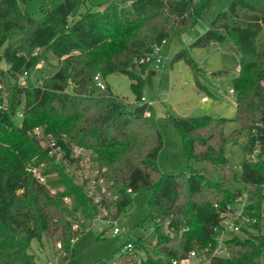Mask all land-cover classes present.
<instances>
[{"label": "trees", "instance_id": "trees-1", "mask_svg": "<svg viewBox=\"0 0 264 264\" xmlns=\"http://www.w3.org/2000/svg\"><path fill=\"white\" fill-rule=\"evenodd\" d=\"M21 1L29 0H0V264H47L30 251L32 239L43 242L44 237L54 246L61 244L57 264H64L73 254V240L92 224L100 204L108 218H119L139 190L149 193L147 220L156 233L152 251L138 237L130 239L129 249H124L129 240L124 241L114 260L92 264H172L192 250L205 252L214 264H261L264 0H231L190 43H219L239 56L238 71L222 69L216 74L229 73L235 91V119L245 132L240 173L245 191L232 186L237 175L224 152L222 116L169 115L181 135L187 169L160 168L164 134L143 95L142 74L150 62L136 61L194 26L216 0H109L103 8L86 6L87 0H41L42 21L22 8ZM77 5L85 9L71 18ZM43 50H50L60 65L36 85L22 82ZM173 58H184L195 75L200 70L186 47ZM97 72L102 78L126 74L136 101L127 102L106 83L96 90ZM36 126L63 144L65 158L70 159L67 144L92 152L96 178L102 179L97 185L99 203L50 155L32 132ZM43 163L50 166L44 174L57 173L50 183L62 190L52 192L34 176L31 168ZM243 196L246 212L256 221L243 226L242 234L226 238L224 254L212 255L221 212Z\"/></svg>", "mask_w": 264, "mask_h": 264}, {"label": "rangeland", "instance_id": "rangeland-1", "mask_svg": "<svg viewBox=\"0 0 264 264\" xmlns=\"http://www.w3.org/2000/svg\"><path fill=\"white\" fill-rule=\"evenodd\" d=\"M108 1L87 0L86 6L103 8V4ZM230 1L216 0L194 26L186 27L180 34L161 45L159 49L161 62L152 61L144 66L143 95L144 101L152 104L158 127L164 134V145L158 156L159 166L163 171L184 172L187 169L182 138L177 128L168 119L169 115L222 116L226 118L224 152L231 169L237 175L232 186L245 191L246 185L240 179L241 162L244 159L242 143L245 139V132L241 128L240 122L235 119L236 110L233 101L236 100V96L230 91V74H216L222 69L235 71V66L239 63V56L235 52L224 51L219 43H214L209 47L190 45L196 35L207 29L213 17ZM40 3L41 0L20 2L22 8L28 10L37 21L44 19L39 7ZM84 9L85 5H77L70 17H77ZM183 47L188 49L189 55L200 69L196 75L184 58H173ZM39 61L21 77L22 82L36 85L44 77L52 74L60 65V59L54 56L50 50L41 51ZM103 80L114 93L124 96L127 102L134 103L136 101V94L131 86L132 81L126 74L110 73ZM96 90L100 89L96 87ZM203 96H208L209 100L204 102ZM47 168H50L47 163L40 165L42 173ZM45 175L49 181L57 177V173L51 171ZM51 184L54 185L55 190L63 189V186L58 187L54 183ZM148 199L149 193L145 190L132 193V205L118 218V225L122 228L120 233H113L112 230L101 233V222L93 221L85 232L73 240V254L64 264H92L110 257H113L114 260L115 256L119 255L120 251H117L124 241L138 237L145 239L148 250L151 252L156 233L151 229L152 225L147 220ZM260 232L264 234V218ZM237 233L242 234L243 232ZM42 241L32 239L30 251L40 263L57 264L58 245L54 246L45 237ZM139 252L142 255L145 254L144 250H139ZM189 264H198V262L193 258ZM261 264H264V257L261 259Z\"/></svg>", "mask_w": 264, "mask_h": 264}, {"label": "built area", "instance_id": "built-area-1", "mask_svg": "<svg viewBox=\"0 0 264 264\" xmlns=\"http://www.w3.org/2000/svg\"><path fill=\"white\" fill-rule=\"evenodd\" d=\"M166 41L164 40L163 43ZM161 46H157L155 50L146 56H143L139 59H136L138 63H146L156 61L157 63L161 62L159 49ZM240 69V64L238 63L235 66V70ZM94 84L98 88L105 87V81L103 80L101 74L97 72L94 75ZM230 91L232 94H235L234 89L231 87ZM202 100L208 101V96H203ZM233 104L236 108L237 101H233ZM37 137L40 138L43 146L48 147L49 153L55 158L56 161L62 162L65 165L66 171L71 174L75 181L78 183L85 184V188L89 195L93 196L94 201H100V191L97 188L98 182H101L102 179H97V171L95 170L96 162L94 161L93 154L90 150L85 149L82 146L75 144H67V139L63 136L62 141L65 142L69 147L70 159L65 158L64 146L62 143L53 136L52 133H45L42 126H36L32 131ZM257 150H255L251 157H256ZM34 176L38 179L39 182L46 185L52 192H55L53 185L47 179L46 175L40 171V166H34L31 168ZM104 190V188H102ZM101 190V191H102ZM131 191V189H129ZM64 199L69 201L70 198L65 196ZM247 200L245 196L237 198L235 202L229 204L224 211L221 212V226L218 229L217 233V244L212 251V255L224 254L226 250L225 240L229 236L236 234L237 232L242 231L243 226H248L251 222L256 221V217H252L249 213L246 212ZM108 210L106 207L100 204L98 212L95 214L93 221L97 220L101 222L100 231L101 233H107L112 230L113 233H120L122 228L118 225V218H108ZM93 223V222H92ZM151 229L154 231V226H151ZM170 231L169 229H167ZM155 242V241H154ZM58 247L61 246L60 243L57 244ZM133 247V242L131 240L127 241L124 246V249H129ZM196 259L198 264H214L211 257H209L205 252H199L197 250L190 251L187 256L183 257L180 260L174 259L172 264H189L192 259Z\"/></svg>", "mask_w": 264, "mask_h": 264}, {"label": "crops", "instance_id": "crops-1", "mask_svg": "<svg viewBox=\"0 0 264 264\" xmlns=\"http://www.w3.org/2000/svg\"><path fill=\"white\" fill-rule=\"evenodd\" d=\"M159 163V162H158Z\"/></svg>", "mask_w": 264, "mask_h": 264}]
</instances>
